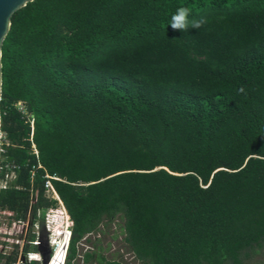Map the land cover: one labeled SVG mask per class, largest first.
I'll return each instance as SVG.
<instances>
[{
    "label": "trees",
    "instance_id": "obj_1",
    "mask_svg": "<svg viewBox=\"0 0 264 264\" xmlns=\"http://www.w3.org/2000/svg\"><path fill=\"white\" fill-rule=\"evenodd\" d=\"M181 7L199 28H170ZM1 51L0 217L28 219L24 253L59 205L47 180L71 221L64 264H123L89 238L116 219L138 264L264 249V0H33Z\"/></svg>",
    "mask_w": 264,
    "mask_h": 264
},
{
    "label": "built area",
    "instance_id": "obj_2",
    "mask_svg": "<svg viewBox=\"0 0 264 264\" xmlns=\"http://www.w3.org/2000/svg\"><path fill=\"white\" fill-rule=\"evenodd\" d=\"M17 107L18 110L22 113V114H26V110L23 106V104L21 102H17ZM30 123L32 124V118L29 117ZM1 141V139H0ZM31 148L32 151L35 155H37V150L34 146V144H31ZM2 149L0 148V151ZM6 169H10L12 167H10L8 164L5 165ZM1 169V167H0ZM48 178L49 176L46 175ZM14 177V172L11 170L9 173H6L4 176V179L1 180L0 182L2 184H0V187H6L7 182L10 181L12 178ZM51 178V177H50ZM45 188L50 192L52 198H54L57 202H58V207L56 208H49L46 210V212L44 213V215L40 212H38L37 214V220L36 222H34L33 224V229L32 231L35 233L36 237L34 240V244H36V246H38L39 244H41L42 240V233H41V229H40V225H39V221L42 219V227H43V234L46 236L47 238V242L50 248V259L54 256L55 254V249L61 247L60 244V240L63 241V239H66V243H65V248H64V258H63V262L62 264H64L65 261V257L67 254V249H68V245H69V241H70V225H71V221L70 218L59 198V196L57 195L56 191L54 190L51 182L49 180L46 181L45 183ZM58 215H61L62 220L58 222ZM28 219L24 222L21 223V225H12L9 231H5V234L7 233V237L5 236L4 240L6 242V245L2 244V249L3 252L6 253L8 251H5L4 248L8 245L7 243V238H13L14 234L12 232H14V228L17 229V234H15L16 236L18 235V241L16 243H12L11 245H9L11 247V249L14 247V245H18V258L15 262H12L11 264H31L32 261H37L38 263L42 262V257L41 254L38 252V249L36 252H23V245L25 242L24 236H25V232L27 230L28 227ZM23 227V234L20 237L19 234V230L20 228ZM6 230V229H5ZM10 249V250H11ZM1 250V249H0ZM9 250V251H10Z\"/></svg>",
    "mask_w": 264,
    "mask_h": 264
},
{
    "label": "rangeland",
    "instance_id": "obj_3",
    "mask_svg": "<svg viewBox=\"0 0 264 264\" xmlns=\"http://www.w3.org/2000/svg\"><path fill=\"white\" fill-rule=\"evenodd\" d=\"M0 184H2L0 182ZM44 215V214H43ZM58 222L62 220L61 215H58L57 217ZM4 217H0V249H2V243L5 239V222ZM42 219L39 221V227L41 230H43V223ZM121 220L116 219L113 223L109 225L108 228L104 227V234L99 233L98 235H92L90 236V240L95 241L97 237H100V242L103 248V253L108 258H121L123 261V264H138L136 260H134L133 256L126 250L123 244V233L122 229L120 228ZM14 234L13 238H7L8 245L4 248L5 251H9L12 243H16L18 241V235L17 229L14 228ZM42 242L45 240V236L42 234ZM41 242V243H42ZM88 243H85V247H87ZM45 246V245H44ZM84 249V247H83ZM55 260L51 261V263ZM251 264H264V249L257 251L253 257L250 260ZM41 264V263H39ZM79 264H83L81 261H79Z\"/></svg>",
    "mask_w": 264,
    "mask_h": 264
},
{
    "label": "water",
    "instance_id": "obj_4",
    "mask_svg": "<svg viewBox=\"0 0 264 264\" xmlns=\"http://www.w3.org/2000/svg\"><path fill=\"white\" fill-rule=\"evenodd\" d=\"M33 0H0V51L3 40L10 28L11 17L14 12L24 7L28 2ZM2 63L0 58V100H1V86H2ZM1 124V123H0ZM1 139V131H0ZM44 230L41 231L43 234ZM44 235V234H43ZM45 236V235H44ZM45 245V246H44ZM38 252L41 254V264H48L50 260V248L45 236L44 242L37 246Z\"/></svg>",
    "mask_w": 264,
    "mask_h": 264
},
{
    "label": "clouds",
    "instance_id": "obj_5",
    "mask_svg": "<svg viewBox=\"0 0 264 264\" xmlns=\"http://www.w3.org/2000/svg\"><path fill=\"white\" fill-rule=\"evenodd\" d=\"M190 12L189 9L181 7L176 10V12L172 15L171 21H170V28L174 31H187L189 29V26H191L192 29H197L201 26L202 21L197 22V21H192L191 23L189 22V17ZM3 53L0 51V58H2ZM243 91V89H241Z\"/></svg>",
    "mask_w": 264,
    "mask_h": 264
},
{
    "label": "flooded vegetation",
    "instance_id": "obj_6",
    "mask_svg": "<svg viewBox=\"0 0 264 264\" xmlns=\"http://www.w3.org/2000/svg\"><path fill=\"white\" fill-rule=\"evenodd\" d=\"M53 261V260H52ZM54 262H56V263H50V264H59L57 261H54Z\"/></svg>",
    "mask_w": 264,
    "mask_h": 264
},
{
    "label": "bare ground",
    "instance_id": "obj_7",
    "mask_svg": "<svg viewBox=\"0 0 264 264\" xmlns=\"http://www.w3.org/2000/svg\"><path fill=\"white\" fill-rule=\"evenodd\" d=\"M51 261H52V258L49 260L48 264H50V263H51Z\"/></svg>",
    "mask_w": 264,
    "mask_h": 264
}]
</instances>
